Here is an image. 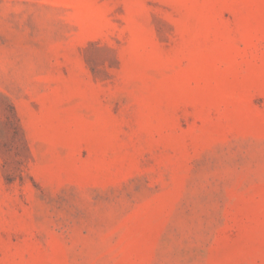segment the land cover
Wrapping results in <instances>:
<instances>
[{"label":"rangeland","instance_id":"rangeland-1","mask_svg":"<svg viewBox=\"0 0 264 264\" xmlns=\"http://www.w3.org/2000/svg\"><path fill=\"white\" fill-rule=\"evenodd\" d=\"M0 264H264V0H0Z\"/></svg>","mask_w":264,"mask_h":264},{"label":"trees","instance_id":"trees-1","mask_svg":"<svg viewBox=\"0 0 264 264\" xmlns=\"http://www.w3.org/2000/svg\"><path fill=\"white\" fill-rule=\"evenodd\" d=\"M9 114L6 115V120L10 126L12 137H16L20 133V126L13 105L9 102ZM22 141V140H21Z\"/></svg>","mask_w":264,"mask_h":264}]
</instances>
